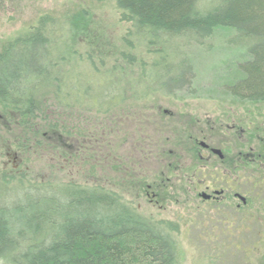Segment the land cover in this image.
Masks as SVG:
<instances>
[{
	"label": "trees",
	"instance_id": "1",
	"mask_svg": "<svg viewBox=\"0 0 264 264\" xmlns=\"http://www.w3.org/2000/svg\"><path fill=\"white\" fill-rule=\"evenodd\" d=\"M113 1L121 11V20L129 26L121 39L122 47L116 45L103 52L109 54V63H104L102 53L94 52L93 47H89L91 53L75 51L76 39L69 49L52 57L45 21L4 47L0 59V105L16 116L11 135L26 153L37 150L38 140L46 134L43 132L52 129V115L59 123L65 122L63 116L71 112L73 120H86L93 134L97 133L101 116L116 108H130L124 106L129 100L146 99L157 92L176 94L174 91L183 85H178V78L169 71L165 75L175 87L152 86L160 81L156 77H164L161 70L165 57L160 56L165 55L167 45L148 40L147 33L162 37L164 44L178 42L180 52H184L192 45H203L220 29L234 31L250 41L251 61L242 66L244 76L231 86L232 94L242 100L264 102V0ZM69 24L77 26L78 22ZM84 39V45L89 46V39ZM191 76L190 69L184 85ZM50 101L54 102L52 106ZM42 112L47 113L44 121L39 119ZM16 170L10 176L15 187L8 185L7 172L0 173V190H33L57 203L58 209L53 211L61 213L64 206L65 212L59 216L62 224L58 232L42 235L40 240L23 247L20 242L24 234L18 233L19 239L13 236L22 219L10 214L9 203H4L5 196L0 195V263L176 264L172 242L160 236L154 221L138 214L115 192L99 183L62 187L28 184L25 175L16 176L20 169ZM128 176L134 181V176ZM41 199L32 204L37 210L44 209L45 201ZM59 199H63V206ZM43 213L46 212H37L40 217Z\"/></svg>",
	"mask_w": 264,
	"mask_h": 264
},
{
	"label": "flooded vegetation",
	"instance_id": "2",
	"mask_svg": "<svg viewBox=\"0 0 264 264\" xmlns=\"http://www.w3.org/2000/svg\"><path fill=\"white\" fill-rule=\"evenodd\" d=\"M182 106L157 104L145 115L116 108L99 118L93 134L88 122L73 120L71 112L59 123L52 115L49 146L42 139L37 146H47L55 159L85 163L87 173L101 160L134 177H150L143 189L158 210L152 221L160 236L172 242L175 257L176 240L198 238L211 255L207 264H249L245 251L264 247V120L258 117L255 123L249 114L201 117L205 112ZM0 109V125L8 128L7 108L3 104ZM123 125H139L140 130L128 129L123 140ZM126 140L131 142L127 156ZM231 251L240 256L242 251L239 263L224 254L212 256Z\"/></svg>",
	"mask_w": 264,
	"mask_h": 264
},
{
	"label": "rangeland",
	"instance_id": "3",
	"mask_svg": "<svg viewBox=\"0 0 264 264\" xmlns=\"http://www.w3.org/2000/svg\"><path fill=\"white\" fill-rule=\"evenodd\" d=\"M43 21L47 25L45 34L52 42V45H49L52 57L65 52L69 49L68 45L72 40L76 39L75 51L91 53L92 49L89 47H93L94 52L102 53L100 55L104 63H109V54L106 55L103 52L116 45L122 47L121 39L129 26L127 22L121 20V11L116 8L113 0H0V53L11 41L32 31L33 28L39 27ZM71 21L78 22L77 26L69 24ZM145 36L148 40H156L159 46L167 45L164 51L165 55L160 56L162 59L165 57L163 60L164 70H161L164 77H156L160 81L156 80L152 86L160 85L164 88L163 85H165L166 89L175 87L174 82H171L168 75H165L168 71L169 74L178 78V85L183 86L179 87L181 90L174 91L177 96L175 94L166 96L157 92L146 99L129 100L124 106L142 110L145 115L152 109V106H157V104H183L182 107L185 105L184 109L188 107L197 112H205L200 114L201 117L205 115L249 114L251 115L249 119L255 120V123L260 121L258 117H261L262 121L264 120V102L254 103L240 100L232 94L231 90V86L244 76L242 67L244 63L251 61L250 41L239 37L234 31L220 29L210 36L203 45H192L186 51L180 52L178 42L168 41L164 44L161 41L164 40L162 37L153 36L150 33ZM84 37L89 39V46L84 45L86 43ZM133 39H135L134 36L129 41L131 42ZM83 67L88 68L86 64H83ZM190 69L192 76L188 79L189 82L186 86L184 84ZM53 103L50 101L49 104L52 106ZM50 110L52 107L48 108V113ZM42 113L43 117L39 119L44 121L47 113ZM6 115L10 121V127L3 129L0 125V173L6 174L7 172L8 175L13 176L15 172L13 170L18 167L20 173H17L16 176L25 175L24 179L28 184L50 183L62 187L69 184L94 186L93 184L99 183L103 188L115 192L116 196L118 195L128 206L137 210L138 214L150 220L155 218L158 210L149 203V197L146 196L145 189H143V183L147 180L150 181V177L144 180L143 176H139L131 181V177L126 173L127 170H123L122 166L115 170L112 165L103 166L101 160L96 165L92 163L87 173L85 163L78 164L75 159L68 163L62 157L55 159L53 152L47 146L38 147L37 150L32 149L26 153L19 147V140L11 135V129L16 125V116L9 114L8 111ZM261 125L264 128V122H261ZM132 128L136 132L140 130L139 125L134 127L131 125L130 128L126 125L121 127L123 140H125L128 129ZM51 132V130L43 132L46 133L42 139L43 143H49ZM123 143V155L127 156L131 142L126 140ZM60 149L63 153V148ZM65 153L64 155L67 157L70 154L67 150ZM16 157L18 159L15 163ZM143 167L149 170V165L143 163ZM6 179L9 181L10 187H15L13 179L10 177H6ZM28 184L26 185L28 186ZM0 195L5 196L4 203H9L10 214L17 219L19 217L22 219L17 226L16 233H13L17 239H19L18 233L24 234L20 242L21 246L28 247L31 242L40 240L42 235H51L53 231L58 232L61 229L62 220L59 216L65 212L63 199H59L63 206L59 213L52 210L58 209L57 203L49 202L47 197L43 199L44 194L36 193L33 190L23 192L20 189L12 188L7 192L0 190ZM40 198L45 201L41 199L44 202L42 204L44 209L41 210L46 212L41 217L37 214L41 210H37L32 205ZM205 245L198 238L176 240L177 256L174 262L176 264H207L211 255L208 256L210 253L205 252ZM246 252L245 258H251L249 264H264V247L252 250V252L245 251V254ZM219 254L227 255L224 259H236L237 263L243 256L242 251L241 256L240 252L234 251L214 253L212 256H219Z\"/></svg>",
	"mask_w": 264,
	"mask_h": 264
}]
</instances>
